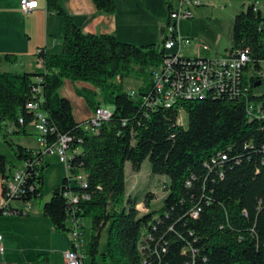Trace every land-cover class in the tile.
I'll use <instances>...</instances> for the list:
<instances>
[{
    "label": "trees",
    "instance_id": "obj_1",
    "mask_svg": "<svg viewBox=\"0 0 264 264\" xmlns=\"http://www.w3.org/2000/svg\"><path fill=\"white\" fill-rule=\"evenodd\" d=\"M94 2L106 12L117 9L116 0ZM47 4L63 17V50L47 53L41 48L42 71L0 69V127L10 123L4 141L24 166L40 159L28 167L31 175L26 183L35 184V189L28 188L22 200L43 194L45 155L15 143L11 136L28 133L36 115L27 103L35 99L51 127L48 142L58 141L62 134L73 137L72 147L78 151L71 159L70 173L82 172L87 182L84 185L68 174L43 203V211L59 231L71 232L73 218L92 219L93 264H98L96 255L106 226L103 257L116 264H264V115L251 118L248 110L249 101L264 105V93L256 92L261 74L245 77L250 90L244 96L209 93L153 109L130 95L123 79L135 71L144 79L139 94L149 91L153 86L149 67L165 54L161 43L137 44L113 33L86 32L62 0H47ZM241 46L251 49L247 69L262 70L264 9L255 10L252 3L234 19L232 47ZM3 58L18 60L11 52ZM66 79L92 84L78 86L77 92L94 111L102 100L114 104L112 115L97 132L76 120L71 99L61 93ZM181 108L187 115L185 125L177 120ZM147 158L154 173L167 177L164 204L154 211L150 209L153 192L145 201L133 197L125 201L127 163L140 171ZM14 165L0 152V180L11 176ZM67 191L78 194L79 200L71 202ZM195 209L198 216L192 214ZM38 261L50 264L47 254H40Z\"/></svg>",
    "mask_w": 264,
    "mask_h": 264
},
{
    "label": "built area",
    "instance_id": "obj_2",
    "mask_svg": "<svg viewBox=\"0 0 264 264\" xmlns=\"http://www.w3.org/2000/svg\"><path fill=\"white\" fill-rule=\"evenodd\" d=\"M206 0H167L168 13L167 17V34L160 47L164 49L163 59L149 67V73L152 81V88L145 94H139L135 88H130L127 92L134 96L140 97L145 104L153 109L161 106H171L178 99L183 98H203L209 93L230 94L232 96H244L249 93L250 83L245 82V77L260 75L264 76V59L262 60V70H256L251 65V49L249 46H241L233 48L232 46L223 54L215 56L203 55H185L183 49L193 44V39L184 35L180 30V23L183 19L193 18L197 9L205 3ZM254 9H264V0H250ZM38 0H20V6L26 12L37 7ZM203 48L208 49V44H202ZM177 47V50H172ZM40 51V50H39ZM39 61L44 63L40 56ZM40 88H36L39 92ZM36 115L35 127L38 130L36 147L43 156L51 153H57L60 160L65 162L70 178H78L84 185L87 184L86 176L80 172L74 176L70 173L71 159L78 149H73V137L68 134L60 135L58 141L50 143L46 134L50 130L47 114L42 110L38 100L31 99L27 103ZM248 110L250 117L264 115L263 103L254 104L249 101ZM112 115V109L101 104L92 115L91 118L83 121L85 128L98 131L103 120L108 119ZM178 123L186 124L187 115L184 108L180 109ZM20 121L24 119L20 117ZM226 154H222V158H226ZM40 159L26 163V166L16 168L11 176L1 180L2 193L0 196V214H20L24 213V207L12 205L14 201L20 200L29 208L31 201L22 200V196L29 189H35V184L26 183L31 175L28 167L39 163ZM28 186V187H27ZM69 196L71 202H77L79 195L72 191L65 193ZM13 206V207H12ZM192 214L198 216L199 209L193 210ZM73 244L70 249L65 252L67 264H85L84 254L81 250L83 243V225L81 218H73L71 220ZM0 253H5V245L3 234L0 232Z\"/></svg>",
    "mask_w": 264,
    "mask_h": 264
},
{
    "label": "crops",
    "instance_id": "obj_3",
    "mask_svg": "<svg viewBox=\"0 0 264 264\" xmlns=\"http://www.w3.org/2000/svg\"><path fill=\"white\" fill-rule=\"evenodd\" d=\"M154 1L116 0L117 9L112 13L99 9L94 0H62V5L86 32L113 33L121 40L143 44L142 38L145 34L132 30L131 14L127 10L139 6H153ZM38 2L37 7L26 12L21 8L20 0H0V62L5 64L6 70H11L8 65H12L21 71H42L45 68L44 63L39 61V50L43 48L47 53H59L63 50V17L48 8L47 0ZM208 2L209 0H206L204 4ZM196 48L202 49L203 46L201 48L197 45ZM8 52L17 54L18 60L15 63L3 58ZM78 86L93 87L88 82L66 79L61 93L71 99L73 107L77 104L79 116L76 115L75 108L74 114L76 120L82 122L91 118L94 110L77 92ZM16 168L15 166L14 169ZM1 193L0 180V196ZM17 201L19 203L15 204L24 207L26 212L0 214V232L3 234L5 245V253H0V264H39L40 254H47L50 264H67L65 252L72 247V233L57 230L44 213L41 202L33 199L27 208L23 202ZM9 222L12 224L11 229ZM81 223L84 229V218H81ZM81 250L85 261L83 243ZM55 252H61V255L57 256Z\"/></svg>",
    "mask_w": 264,
    "mask_h": 264
},
{
    "label": "rangeland",
    "instance_id": "obj_4",
    "mask_svg": "<svg viewBox=\"0 0 264 264\" xmlns=\"http://www.w3.org/2000/svg\"><path fill=\"white\" fill-rule=\"evenodd\" d=\"M249 0H209L207 4L200 6L196 15L193 18L183 19L180 23V30L184 35H188L193 39L191 47L183 49L185 55H208L215 56L225 53L233 43V24L235 16L241 10L247 8ZM124 6H120L123 8ZM166 6H164V0H155L153 6L136 7L135 9L127 10L131 14L132 30L138 34H145L142 39L144 42H157L162 43L167 34V17L165 13ZM130 41V40H125ZM140 41V40H136ZM133 42V41H130ZM136 43V42H134ZM208 44L211 49L202 48V44ZM140 44V43H137ZM197 45H200L202 49H197ZM172 50H177V47ZM10 71H21L17 68H13L12 65ZM0 69L6 70L5 64L0 62ZM119 80V79H118ZM125 90L130 88L137 89L144 79L137 72L133 71L131 75L123 79ZM257 93H264V76L261 84L256 87ZM104 106L111 109L114 108V104L105 102L102 100ZM89 106V105H88ZM90 107V106H89ZM75 113L77 116L79 113L78 106L75 104ZM91 108V107H90ZM83 122V121H82ZM10 124V123H9ZM4 125L0 127L2 137L0 140V152L5 153L12 163L15 165L13 168L23 167L24 161L18 159L11 146L4 141L3 136L8 134L10 125ZM28 133H14L12 139L15 143H21L30 148H36L38 145L37 136L38 130L35 127V122H31L27 126ZM42 168L43 174V194L34 200L41 202L42 204L51 197L52 191L55 187L62 184L63 178L68 175V169L57 153H51L45 155ZM128 175V187L125 201L128 203L129 198L145 201L149 192H153L155 197L151 200L150 209L158 210L164 204V198L168 193L167 177L165 175L156 174L153 172L152 163L150 158H147L140 171H136L132 168L130 162L126 165ZM14 203H19L15 201ZM143 208V207H142ZM84 240L83 245L85 249V261L86 264H93V256L90 253L91 237H92V219L90 217H84ZM9 228H12V224L9 222ZM14 227V225H13ZM8 230L10 231V229ZM108 244V226L102 232L100 250L96 255L98 264H116L110 258L105 259L103 252L107 250ZM61 252H55V255L59 256ZM62 264V263H61Z\"/></svg>",
    "mask_w": 264,
    "mask_h": 264
},
{
    "label": "water",
    "instance_id": "obj_5",
    "mask_svg": "<svg viewBox=\"0 0 264 264\" xmlns=\"http://www.w3.org/2000/svg\"><path fill=\"white\" fill-rule=\"evenodd\" d=\"M261 82H262V80H258V81L256 82V85L261 84Z\"/></svg>",
    "mask_w": 264,
    "mask_h": 264
}]
</instances>
